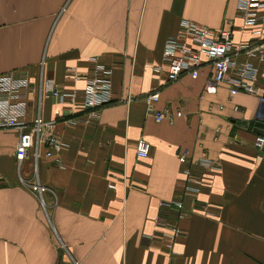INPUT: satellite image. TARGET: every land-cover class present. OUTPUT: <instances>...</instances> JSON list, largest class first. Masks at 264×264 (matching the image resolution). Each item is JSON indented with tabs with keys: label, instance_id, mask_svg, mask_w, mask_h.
I'll return each instance as SVG.
<instances>
[{
	"label": "crops",
	"instance_id": "1",
	"mask_svg": "<svg viewBox=\"0 0 264 264\" xmlns=\"http://www.w3.org/2000/svg\"><path fill=\"white\" fill-rule=\"evenodd\" d=\"M180 18L229 26L233 45L254 40L236 0H0V73L26 69L35 84L42 64L45 84L79 91L88 56L112 69L110 101L95 116L26 93L27 121L38 109L64 142L50 156L39 145L17 167V130L0 127V264H264V146L234 121L264 119V104L222 82L204 91L209 64L165 79L162 43L180 35ZM153 89L170 120L146 109ZM139 137L145 157L135 155Z\"/></svg>",
	"mask_w": 264,
	"mask_h": 264
},
{
	"label": "built area",
	"instance_id": "2",
	"mask_svg": "<svg viewBox=\"0 0 264 264\" xmlns=\"http://www.w3.org/2000/svg\"><path fill=\"white\" fill-rule=\"evenodd\" d=\"M264 7V0H236V9L241 19L240 28L251 26L250 32L254 37L251 42L244 41L232 44V30L229 26L209 28L187 18H180L179 36L164 38L161 48V57L166 62L165 79L173 80L181 74L188 73L195 76L202 64L210 65V75L205 80L204 91L212 92L215 85L224 83L229 94L237 92L257 93L258 100L264 104V88L258 90L259 63L264 64V20L259 13ZM88 72L79 91L61 90L56 86L47 85L41 76V65L37 81L31 84L26 69H12L0 73V127H14L18 137L14 148V159L17 167L21 160L27 156L29 150L36 160L39 154V145L43 146V154L50 156L59 151L64 142L54 131V119L42 118L38 109L31 119L27 121V92L34 90L36 99L41 97H54L57 101L68 102V109L75 111L78 108L87 109L90 115L95 116L101 106L109 103L111 97V67L101 61L97 56H88ZM71 77L77 79L79 74L71 72ZM77 92L80 100L77 101ZM158 90L153 89L143 95L145 107L151 111L156 121L162 118H172L167 107L155 109L153 103L158 99ZM58 110L54 109L57 114ZM175 115L180 110L174 111ZM256 148L264 143V133L255 134L253 140ZM148 142L139 137L135 142V155L145 157L148 154ZM187 150L180 149L177 159L184 162ZM205 166H210V160L201 159ZM62 166V163H59ZM185 170V168H184ZM30 190L39 195L45 186L38 180L26 181ZM109 186H112L109 183ZM175 207L181 206L180 201H172ZM170 202H167L169 206ZM178 233L179 229L175 228ZM62 247V245H60ZM71 264H78L71 259Z\"/></svg>",
	"mask_w": 264,
	"mask_h": 264
},
{
	"label": "water",
	"instance_id": "3",
	"mask_svg": "<svg viewBox=\"0 0 264 264\" xmlns=\"http://www.w3.org/2000/svg\"><path fill=\"white\" fill-rule=\"evenodd\" d=\"M236 124L244 126L247 129L252 130L255 133L262 134L264 133V119L259 118H242L234 120ZM264 146V143L262 147Z\"/></svg>",
	"mask_w": 264,
	"mask_h": 264
},
{
	"label": "rangeland",
	"instance_id": "4",
	"mask_svg": "<svg viewBox=\"0 0 264 264\" xmlns=\"http://www.w3.org/2000/svg\"><path fill=\"white\" fill-rule=\"evenodd\" d=\"M240 92H242V91H240ZM255 94H257V93H255ZM257 97H258V94H257ZM33 159H34V158H33ZM34 164H35V163L33 162V168H34ZM30 181H34V180H30Z\"/></svg>",
	"mask_w": 264,
	"mask_h": 264
}]
</instances>
